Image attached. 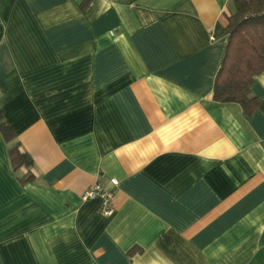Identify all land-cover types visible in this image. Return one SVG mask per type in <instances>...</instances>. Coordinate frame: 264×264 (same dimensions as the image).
<instances>
[{
  "label": "crops",
  "instance_id": "0c3cea01",
  "mask_svg": "<svg viewBox=\"0 0 264 264\" xmlns=\"http://www.w3.org/2000/svg\"><path fill=\"white\" fill-rule=\"evenodd\" d=\"M82 1L0 0V115L33 161L0 134V264H264V70L250 115L213 100L230 0Z\"/></svg>",
  "mask_w": 264,
  "mask_h": 264
},
{
  "label": "trees",
  "instance_id": "16d2710c",
  "mask_svg": "<svg viewBox=\"0 0 264 264\" xmlns=\"http://www.w3.org/2000/svg\"><path fill=\"white\" fill-rule=\"evenodd\" d=\"M89 0L81 2L83 9ZM232 10L227 15L223 34L227 36L224 57L217 71L213 100L220 103H238L250 115L259 105V99L251 94L250 86L256 75L264 70V0H230ZM0 134L9 145L11 167L30 168L31 156L20 149L9 126L0 115ZM34 175L27 172L19 180L32 181Z\"/></svg>",
  "mask_w": 264,
  "mask_h": 264
},
{
  "label": "built area",
  "instance_id": "2783aa9c",
  "mask_svg": "<svg viewBox=\"0 0 264 264\" xmlns=\"http://www.w3.org/2000/svg\"><path fill=\"white\" fill-rule=\"evenodd\" d=\"M261 14H264V11H262ZM112 187H114L117 184V181L115 179H111ZM93 198L99 199V211L105 215L110 216L114 212L113 207V198H114V191L113 189H106L102 187L99 184H93L89 187H87L82 193H81V199L82 200H89Z\"/></svg>",
  "mask_w": 264,
  "mask_h": 264
}]
</instances>
